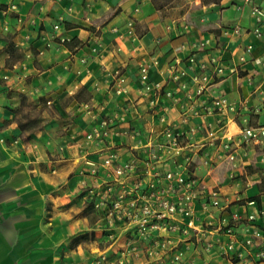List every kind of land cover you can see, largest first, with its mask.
Instances as JSON below:
<instances>
[{"label": "crops", "instance_id": "0c3cea01", "mask_svg": "<svg viewBox=\"0 0 264 264\" xmlns=\"http://www.w3.org/2000/svg\"><path fill=\"white\" fill-rule=\"evenodd\" d=\"M261 2L2 0L0 264H91L90 249L115 252L122 264H172L178 249L184 255L175 264H241L234 254L205 246L217 237L227 241L213 231L223 217L238 213L245 223L249 212L264 207V131L248 144L239 142L243 127L264 128V27L252 14ZM205 40L209 44L201 47ZM247 46H252L250 53H245ZM212 58L225 68L220 79L210 67ZM143 66L161 90L145 89ZM180 72L187 88L168 96L177 89ZM203 75L216 78L215 94L232 107L206 119L223 122L232 138L229 150L223 147L225 138L210 141L200 119L181 121ZM23 96L36 108L48 105L55 115L43 127L22 132L16 110ZM107 117L114 120L106 128L109 133L88 140L87 134L103 129ZM168 127L183 133V150L174 157H169L172 150L160 149ZM190 145L194 153L186 170L227 196V210L211 207L209 197L202 196L195 214L203 230H192L184 242L177 247L174 242L158 256L145 255L151 242L133 237L128 228L119 227L118 239L108 244L101 215L94 209L97 218L91 223L85 213L86 204L93 206L91 191L103 190L113 179L111 168L130 161L139 174L127 186L138 177L146 182L145 169L169 172L175 162H185ZM119 189L114 184L113 190ZM239 224H234L238 232ZM83 234L95 239L76 240ZM169 235L177 241L176 233ZM128 238H134L131 245Z\"/></svg>", "mask_w": 264, "mask_h": 264}, {"label": "built area", "instance_id": "2783aa9c", "mask_svg": "<svg viewBox=\"0 0 264 264\" xmlns=\"http://www.w3.org/2000/svg\"><path fill=\"white\" fill-rule=\"evenodd\" d=\"M0 0V11L5 14ZM14 9L15 6L11 5ZM259 26L264 27V0L260 5H256L252 9ZM6 29V28H5ZM57 29V26H55ZM239 29L234 28L233 32L238 33ZM209 44V40L201 43V47ZM252 46L245 48V53H250ZM245 56H240V61H245ZM256 63H262L255 60ZM210 67L217 79L225 76V68L220 65V61L212 58ZM172 69V68H171ZM202 71L207 69V65L200 66ZM170 70V68H169ZM168 70V72H169ZM230 72H234L233 68H229ZM183 72L177 74L176 79L179 81L178 87L173 92H166L168 96H175L180 90L187 88L186 83L182 82L180 77ZM216 78L211 80L210 77L203 75L200 78V84L195 90L193 96H189L194 104L188 112L182 113V122H188L189 119L198 118L201 120L200 127L206 132L211 142L216 140H224L223 147L229 150V144L232 140L231 136L226 132L223 122L218 120L206 121L207 118L213 117L218 113L232 110L230 103L221 96L215 94L214 83ZM121 81V80H120ZM140 82L146 90L162 89V85L158 82L148 80L146 67L140 68ZM209 95L205 98V92ZM120 93V88L116 90ZM112 118H105L101 121L103 129L94 128L87 134L88 140H101L109 132L107 127L113 123ZM264 128L256 131L253 128L243 127L240 132L241 144H248L252 139H256L262 134ZM182 132H173L170 127L165 130L166 142L160 147L161 150H172L169 157L179 155L183 150L180 143ZM188 154L184 158V163L175 162L173 169L169 172H149L145 169L144 176L148 180L144 182V178L138 177L130 186L127 182L138 173V166L134 161L126 162L113 166L111 168L112 181L104 184V189L99 191H91L93 208L101 215L104 220V231L116 232L119 227L131 229L134 232L133 237L143 241L151 242L148 251L150 257L158 256L159 252L174 248L172 244L184 242L183 236L186 237L192 230L201 231L203 226L196 222L195 205L206 195L209 197L211 207L224 212L229 207L227 196L221 195L215 189H208L193 173L186 169L191 167L192 156L194 153L193 146H187ZM113 157V155H112ZM155 159L160 157L153 156ZM229 160H233V154H228ZM105 165L110 166V160L105 161ZM114 184H118L120 189L114 191ZM264 194V190H263ZM252 204V203H250ZM207 206V205H206ZM259 220V222H258ZM239 224V232L236 231V224ZM235 224V225H234ZM220 236H226L227 241H222L217 237L213 244H207L205 250L208 251L212 246H217L222 255L234 254V259L241 264H264V207L257 212L251 211L246 216V222L241 223L240 214L231 213L229 218L223 217L220 224L213 230ZM177 234V241L171 238L170 233ZM241 235V237H240ZM134 241L132 238L127 241L131 245ZM187 248V247H186ZM184 255L183 250H176L172 256L171 263H179ZM105 259V258H103ZM102 264L101 261L98 262ZM107 264H114L113 261Z\"/></svg>", "mask_w": 264, "mask_h": 264}, {"label": "rangeland", "instance_id": "374dc122", "mask_svg": "<svg viewBox=\"0 0 264 264\" xmlns=\"http://www.w3.org/2000/svg\"><path fill=\"white\" fill-rule=\"evenodd\" d=\"M177 12V11H176ZM23 114L26 115V117L30 120V123L26 129V133L33 130V129H39L41 127L44 126V123L48 120L49 117H52L53 115H55V112L48 106V105H43L40 108H34V104L29 101L27 99V104L23 107ZM25 133V134H26ZM92 205V203H91ZM85 213L89 219V221L91 223H94L97 216L95 215V210L93 208V206H90L89 204H86L85 206ZM106 240L108 241L107 243H114L118 237L119 234L117 232H113L112 234H110V232L105 231L104 232ZM86 236H88L87 241H92L93 239H95L94 236L86 234ZM130 238L127 239V241ZM134 239V238H132ZM111 251V250H110ZM90 257L89 259L91 260V264H99L98 262L101 261L102 264H107V262L109 261H113L114 264H122L120 263L119 259H116L114 257L115 254L117 253H113V255H107L106 253H98V251L96 250H91L90 249ZM145 255H148V253H144ZM105 258V259H103ZM129 264V263H128Z\"/></svg>", "mask_w": 264, "mask_h": 264}, {"label": "trees", "instance_id": "16d2710c", "mask_svg": "<svg viewBox=\"0 0 264 264\" xmlns=\"http://www.w3.org/2000/svg\"><path fill=\"white\" fill-rule=\"evenodd\" d=\"M27 104V98L25 96L22 97L21 100V106L18 110H16V113H18V126L20 128V130L22 132L26 131L30 120L26 117L25 114H23V107ZM36 107V105H34V108ZM84 236H86V234L80 235L76 237V240H79L81 238H83Z\"/></svg>", "mask_w": 264, "mask_h": 264}]
</instances>
